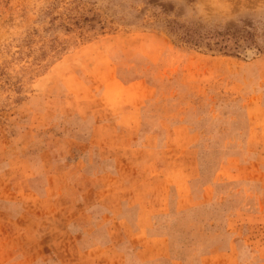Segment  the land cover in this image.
I'll return each mask as SVG.
<instances>
[{
    "label": "rangeland",
    "instance_id": "1",
    "mask_svg": "<svg viewBox=\"0 0 264 264\" xmlns=\"http://www.w3.org/2000/svg\"><path fill=\"white\" fill-rule=\"evenodd\" d=\"M0 264H264V0H0Z\"/></svg>",
    "mask_w": 264,
    "mask_h": 264
}]
</instances>
